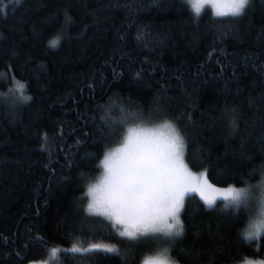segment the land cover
Listing matches in <instances>:
<instances>
[{
  "label": "trees",
  "instance_id": "trees-1",
  "mask_svg": "<svg viewBox=\"0 0 264 264\" xmlns=\"http://www.w3.org/2000/svg\"><path fill=\"white\" fill-rule=\"evenodd\" d=\"M122 109L175 122L212 185L264 183V0L235 19H195L184 0H0V264H142L161 250L86 211ZM181 220L178 264L264 259V236H243L249 210L190 194ZM95 244L120 252L68 251Z\"/></svg>",
  "mask_w": 264,
  "mask_h": 264
},
{
  "label": "snow or ice",
  "instance_id": "snow-or-ice-1",
  "mask_svg": "<svg viewBox=\"0 0 264 264\" xmlns=\"http://www.w3.org/2000/svg\"><path fill=\"white\" fill-rule=\"evenodd\" d=\"M21 2V0H18ZM190 5L195 19L201 16L205 5L214 9V18H239L246 13L250 0H184ZM59 41L51 42L56 47ZM25 86H20L21 95ZM118 121L121 143L106 151L98 168L103 174L96 183L86 188L87 213L108 217L121 238L140 241L151 236L160 251L142 260V264H177L170 249L185 233L181 212L185 196L198 192L208 208L216 205L217 198L205 195L206 190L217 191L207 181L206 173L195 174L185 162V136L172 120L151 123L141 109H122ZM177 121L181 118L177 117ZM190 119V117H189ZM109 130L112 125H108ZM233 211L254 209L258 219L245 229L246 241H260L264 236V191L258 196L251 187L228 186L219 197ZM167 245V246H165ZM63 250L52 248V258ZM73 253L103 251L119 253L113 245L95 244L90 248L72 247ZM244 264H264V260L245 258Z\"/></svg>",
  "mask_w": 264,
  "mask_h": 264
},
{
  "label": "rangeland",
  "instance_id": "rangeland-1",
  "mask_svg": "<svg viewBox=\"0 0 264 264\" xmlns=\"http://www.w3.org/2000/svg\"><path fill=\"white\" fill-rule=\"evenodd\" d=\"M205 7H210V6H208V5H205L203 8H202V11H203V9L205 8ZM211 8V7H210ZM212 9V8H211ZM212 11H213V13H214V9H212ZM117 146H119V145H117ZM117 146H115V147H117ZM115 147H113L112 149H114ZM112 149H110V150H112ZM193 173H195V174H200V173H205V172H194V171H192ZM102 174H103V171H102ZM102 174H101V176H102ZM206 177H207V175H206ZM207 181L209 182V180H208V178H207ZM97 182V181H96ZM96 182H94V183H96ZM93 183V184H94ZM209 184H211L210 182H209ZM212 185V184H211ZM214 186V185H213ZM215 187V189H217V191H212V190H206V192H205V195H207L208 197H210V198H217V202L218 201H223L222 199H219V197H221L223 194H224V190L227 188V187H216V186H214ZM252 188V191L258 196L262 191H264V183H262L261 185H258V186H255V187H251ZM190 194H196V195H198L200 198H201V200L204 202V199H203V197H201V195L198 193V192H190V193H187L186 194V196H185V199H186V197L188 196V195H190ZM216 202V203H217ZM225 202V201H224ZM205 203V202H204ZM226 203V202H225ZM206 205V204H205ZM230 208V207H229ZM249 211H250V220H251V222L250 223H252V221L253 220H255V219H258V217H257V215H256V213H255V211H254V209H252V208H250L249 209ZM97 216H102V215H97ZM102 217H104L105 219H107V220H109L110 222H112L113 224H114V222L112 221V220H110L108 217H105V216H102ZM115 225V224H114ZM117 228H119L120 226H118V225H115ZM248 228V227H247ZM156 255V254H155ZM153 256V255H152ZM264 260V259H263ZM31 264H47L46 262H37V263H31ZM178 264V263H177ZM242 264H244V263H242Z\"/></svg>",
  "mask_w": 264,
  "mask_h": 264
}]
</instances>
